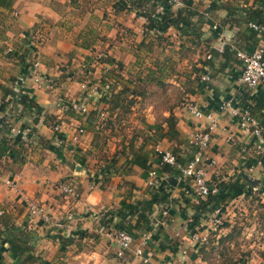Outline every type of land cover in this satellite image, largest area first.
Returning a JSON list of instances; mask_svg holds the SVG:
<instances>
[{
	"label": "crops",
	"instance_id": "obj_1",
	"mask_svg": "<svg viewBox=\"0 0 264 264\" xmlns=\"http://www.w3.org/2000/svg\"><path fill=\"white\" fill-rule=\"evenodd\" d=\"M217 1L219 8L210 12V20L220 30L215 36L209 25L201 26L198 47L187 46L189 42L174 28L159 37L161 41L155 40L158 36L146 31V20L127 11L121 0H12L9 7L0 6V106L7 103L0 112V139L9 141L16 151L14 156L0 153L3 264L15 263L8 252V240L14 238L20 246L29 247L21 258L33 256V264H143L131 253L116 258L117 246L105 233L119 230L124 220L136 222V214L125 217L124 205L163 197L167 201L155 204L151 220L161 218L165 210L168 222L159 231L150 230L153 238L143 248L147 264L222 263L236 240L245 244L239 243L231 261L264 264V229L261 225L256 229L257 222L251 218L254 211L246 223L238 221L234 212L241 200L251 197L247 195L249 187L264 204V166L257 164L260 157L255 150L258 139L236 126L230 110L220 109L224 101H230L234 109H247L260 122L263 133L264 89H249L239 82L242 63L231 47L236 42L240 44L237 51L250 53L264 43L250 46L245 26L229 27L225 10L229 0ZM194 3L200 11L207 5ZM253 3L248 0L247 6ZM147 45L153 48L147 52L155 51L159 61L144 56L143 72L139 61ZM225 47L230 51L224 57L211 53H221ZM101 54L107 58H99ZM179 54L183 62L190 61L186 77L174 73ZM172 55L176 57L168 60ZM168 71L171 74L166 76ZM129 74L139 84L148 80L158 87L154 98L149 88L135 95L142 109L138 117L129 114L133 105H124L132 95ZM204 75L210 81H202ZM39 77L51 83L52 89L45 90L40 81L37 84ZM164 85L169 91L173 87L176 95L165 96ZM121 89L125 94L119 96L120 109L113 107V99ZM20 90L26 91L39 113L12 103V94ZM131 99L128 102L132 104L136 99ZM186 102L194 103L216 122L206 151L212 161L208 168L211 183L218 188L220 183L236 182L244 193L221 206L223 212L218 217L227 223L215 230H211L214 213L203 216L193 208L198 199L188 181L170 176L166 186L165 181L150 188L143 170L128 163L140 148L147 155L149 170L159 168L156 148L176 149L179 159L185 161L191 157L188 137L205 131L210 121L186 112ZM70 103L86 107L88 114L75 113ZM168 118L178 132L177 139L157 140L168 130ZM55 125L60 126L59 132L53 130ZM79 127L84 134L76 133ZM25 128H31L32 133L16 142L20 136L15 131ZM108 165H113L112 172L104 176L103 167ZM63 183H71L74 194H64L60 189ZM28 203L43 207L50 221L43 223L31 216ZM74 231L75 237L70 238ZM192 231L211 241L213 251L207 258L191 239ZM136 233L132 234V248L138 245L141 232ZM58 236L71 242L61 249L54 239Z\"/></svg>",
	"mask_w": 264,
	"mask_h": 264
},
{
	"label": "built area",
	"instance_id": "obj_2",
	"mask_svg": "<svg viewBox=\"0 0 264 264\" xmlns=\"http://www.w3.org/2000/svg\"><path fill=\"white\" fill-rule=\"evenodd\" d=\"M124 2L125 8L129 12L135 13L139 18L145 19L142 12L136 6L138 0H121ZM147 3L145 5L146 8H153L154 11L151 12V18H156L158 15L163 14V6L168 7L171 12H176L179 9L185 6L184 0H145ZM193 2V0H191ZM197 2L207 3L206 7L202 12H205L209 7L210 1L207 0H196ZM206 16V13H205ZM248 26L252 28L254 31L259 34L264 32V28L262 26L249 23ZM217 26L213 25L212 29L217 30ZM172 27H166L165 32L171 30ZM153 34L158 36H162L165 32H161L159 29H153L151 31ZM232 50H235L236 57L242 63V70L239 76V82L249 88L256 89L257 87H262L264 89V48L258 47L251 51L250 53H246L244 51H237L234 46L231 47ZM8 52L11 49L7 50ZM101 59H106L107 56L105 54H101L99 56ZM207 59H210V56H207ZM36 83L39 84L45 90H51L52 85L48 81L44 80L43 77H39V79H35ZM40 81V82H39ZM202 81L208 82L210 78L208 75H204L202 77ZM19 96L27 95L26 91L20 90ZM20 98L18 97L17 100ZM69 107L72 111L77 114L85 115L88 114V110L86 107L79 105L77 103H70ZM184 109L186 112L191 114L196 119H201L206 117L207 120L210 121L209 126L203 132H193L187 140L188 147L192 151V155L187 161L180 165L178 162V157L173 153L171 149H162L156 148L155 154L160 159V165H168L170 167H174L179 170V178L182 180H186L191 184L193 188L194 195L196 196V200L215 195L218 193V188L211 183V180L208 175V168L212 165V161L206 155L207 148L209 146V141L211 137L212 131L216 128V122L211 118V115L205 116L203 112L192 102H187L184 104ZM221 110L228 109L231 114L236 118V126L241 130L251 131L253 136L258 139L257 144H255V150L259 155L260 159L257 164L262 165V160H264V137L261 133V124L255 119L247 109L237 110L234 109L231 105L230 101H224L221 103ZM102 116V115H100ZM101 121H104L105 118L100 117ZM55 132H59L61 130L60 126L53 127ZM15 131V130H14ZM32 133L31 128L18 129L15 131L16 135L20 137H26ZM76 133L79 135L84 134V130L82 128H77ZM74 141H76V137H74ZM169 181V176L166 174H158L157 171L149 170L146 178V185L150 188H156L160 183ZM7 185L13 186L10 181H6ZM61 191L64 194L72 195L74 194V187L71 183H63L60 186ZM27 211L31 216H34L41 220L43 223H47L50 221L49 214L43 209V207L36 205L34 203L27 204ZM167 211L163 210L161 212V218H155L153 220L152 229H156L159 227H164L167 217ZM0 215H2V211H0ZM214 217L211 219V230H215L218 228V225L221 224V219L218 217L220 215L219 210L214 212ZM191 239L194 243L202 246L207 243V236H199L197 233L193 232ZM105 235L113 242H115L117 249L115 251L116 258H123L125 254L131 253L134 257L141 258L143 264L148 263V259L143 257V248L147 246L148 242L152 240L153 235L151 231L141 232L137 237L138 245L135 248H132V243L134 238L132 235L128 234L125 231L117 230L115 232L108 231ZM70 238L75 237V231L71 232L69 235ZM3 264V263H2ZM15 264V263H11ZM131 264V263H127Z\"/></svg>",
	"mask_w": 264,
	"mask_h": 264
},
{
	"label": "trees",
	"instance_id": "obj_3",
	"mask_svg": "<svg viewBox=\"0 0 264 264\" xmlns=\"http://www.w3.org/2000/svg\"><path fill=\"white\" fill-rule=\"evenodd\" d=\"M248 0H229L227 2V7L225 10L228 12L229 19L227 22L230 24L229 27H232V25L244 27L247 32V38L250 41V46H255L258 44L259 41L264 43V32L258 33L254 31L250 26H248L249 23H253L259 26H262L264 28V0H254V3L252 6H247ZM185 6L181 9H179L176 12H171V10L163 6V14L158 15L156 18H151V12L154 11L153 8H146V1L145 0H138L136 6L139 8V10L142 12L144 17L146 18V31L147 33L151 32L153 29H159L161 32H165L166 27L170 26L174 28L178 34L179 37L183 38L185 37L187 42H189L190 45H199L201 44L200 39L202 36L201 33V26L207 24L212 29V21L210 20V12L218 9L219 5H216L217 0L214 2H211L209 4V7L206 9L205 12L200 11L198 7V3H194L191 0H184ZM12 0H0V6H5L6 8L11 6ZM206 13V16H205ZM218 27V26H217ZM219 28V27H218ZM213 30L215 36L216 33L219 32L220 29ZM216 32V33H215ZM156 35V34H155ZM25 36L28 38L29 34L25 33ZM158 36V35H156ZM161 36L155 37V40L161 41ZM165 40V39H163ZM234 46V45H233ZM235 48L240 49V44L238 45L235 42ZM264 48V47H263ZM230 51L229 47H225L221 53H216L213 50H211V53L218 55L220 54L222 57L225 56L226 53ZM149 77V76H148ZM147 77V78H148ZM147 84L145 82L141 81L140 87H146L149 85L151 81L146 80ZM149 82V83H148ZM114 91V89H113ZM131 91V96L135 95H141L144 93L143 88L128 90ZM137 91V92H136ZM19 92V91H18ZM12 94V103H14L16 106H20L23 109H27L36 113H39L37 105L34 103V101L29 98L27 95L19 96V93ZM114 99H113V107H120V100L119 96L125 94L124 90H120L116 93H114ZM20 98L17 100V98ZM131 104V102H130ZM7 103H3L0 106V112H4L5 107ZM166 124L168 126V130L166 132H162L161 134L158 133V139L161 140L163 138H168L170 140L177 139L176 136H178V132L174 128V124L171 120V118L166 119ZM56 126V125H55ZM53 126V127H55ZM163 131V130H162ZM264 136V131H262ZM30 135L26 136L29 137ZM21 137H17L15 140L16 142L21 140ZM8 142L1 141L0 139V153L14 156L15 150L11 149V147L8 145ZM156 142V140H154ZM20 146H22L21 141L19 142ZM10 150V151H9ZM142 148L138 149V152L133 154L131 159L128 161V163L137 165L139 168H141L144 172L143 178L147 177V172L149 170V166L147 164V155L142 153ZM174 154L180 158L177 154L178 151L175 149L173 150ZM159 168L155 171H157L158 174H166L167 176L171 177H177L179 175V170H177L174 167H170L168 165H160V159H158ZM180 165H183L186 161L179 159L178 161ZM246 166H250L249 163ZM262 166H264V160H262ZM113 165L111 166H105L103 167V174L104 176L107 175V173L112 172ZM169 184L168 181L165 182V186ZM218 193L216 195H210L207 196L204 200L199 199L197 200L196 204H193V208L198 212V214H204L206 213H214L215 211L219 210V212H223L222 207L225 205V203L229 202L233 198L242 195L243 190L237 186V183H220L218 187ZM248 196L253 194L254 192L251 190L252 188H248ZM262 192V190H259V193ZM244 194V193H243ZM167 201V197L159 198V199H153V200H143V201H137L134 204H127L123 207V212L125 217L129 216L130 218L136 214L137 220L134 224H131L130 222L125 223V220L122 222L119 230L125 231L128 234L132 235L136 232H144V231H150L152 230V224L154 218L151 220L153 208L155 204L165 203ZM196 221H198V217H193ZM167 220V219H166ZM168 222V221H167ZM196 224V222H195ZM160 228L157 229L159 231ZM194 231H192L193 233ZM136 233V234H137ZM133 236V235H132ZM134 237V236H133ZM54 239H57L60 242L61 249H64L70 242L69 240H63L61 237H54ZM9 247L8 252L12 259L15 260V264H33L35 262V258L31 255H27L26 258L22 259L21 256L29 250V247H22L17 243V239L14 238L12 240H8ZM211 245V241L209 242V245L207 247H201L200 252L206 255L213 251V248ZM210 246V249H207ZM206 249L208 251H206ZM212 250V251H211ZM204 257V256H203ZM264 257V255H263ZM205 259V258H204ZM21 260V261H20ZM3 258L0 254V264H2Z\"/></svg>",
	"mask_w": 264,
	"mask_h": 264
},
{
	"label": "rangeland",
	"instance_id": "obj_4",
	"mask_svg": "<svg viewBox=\"0 0 264 264\" xmlns=\"http://www.w3.org/2000/svg\"><path fill=\"white\" fill-rule=\"evenodd\" d=\"M187 46H189V47H193L192 45H190L189 43L188 44H186ZM199 46V45H198ZM197 46V47H198ZM148 49H153V48H151V46L150 45H147V48H143V50L141 51V55H140V63H141V65L142 66H140V68L142 69L143 68V64H144V61H143V57L145 56L146 58H149L150 59V61H154L153 59H156V60H158V58H156L155 57V51L153 52V50H150L149 52H147L148 51ZM145 52H147V54L145 53ZM201 55V54H200ZM176 57V55H172V56H169L170 57V59H168V60H172V57ZM186 58H188V56L189 57H191V54L190 55H187V54H185L184 55ZM166 57H168V56H166ZM165 57V58H166ZM177 57H178V59H179V62H176V66H175V63H174V73L175 74H177V76H180V74H182L183 76H185L186 77V74H187V72H188V70H189V64H190V61H189V63H187V59H186V61H182V59H181V57H183V55H177ZM191 59V58H190ZM159 61V60H158ZM182 63V64H181ZM187 63V64H186ZM177 64H181V65H177ZM140 69V70H141ZM143 70V72H145L144 70V68L142 69ZM173 70V69H172ZM171 70V71H172ZM147 72V71H146ZM171 74V72L170 71H168L167 72V74H166V76H168V75H170ZM126 75V74H125ZM132 75L133 74H129V75H127L128 77H129V79H131V80H129L130 81V83H131V86H132V88H131V90H133V89H137V87L138 88H143V89H146V92H147V88H149L148 89V92H150L151 94H152V96H153V98L155 97V94L157 93L156 92V89L158 88V87H156V86H153L154 85V83H149V87L147 86V87H140L141 85L143 86V84H139L138 82L139 81H137L136 79H135V77H132ZM182 76V77H183ZM109 86V85H108ZM110 87V86H109ZM165 88V85H164V87H163V89ZM169 91V86L166 88V89H164V93H165V96H167V95H169V96H171V95H176V91L173 89V87H172V91H171V89H170V91ZM137 92V91H136ZM168 92V93H167ZM177 92H178V90H177ZM130 96V98H127V99H125V101H124V105L125 104H127L128 106L129 105H133L132 107H131V109H130V111H129V114H130V116L132 115V114H136V117H138L137 116V114L139 113V112H141L140 110H142L141 109V107H140V105L138 104V98L136 99L135 97L136 96H133L132 97V99H136V100H134V102L135 101H137L136 103H132V104H130V102H128V99H131V95H129ZM131 99V100H132ZM187 103V102H186ZM184 107V106H183ZM129 109V108H128ZM139 115H141V114H139ZM123 132H121V134H122ZM261 202V200H260V198H259V196H257V193H253V194H251V197L249 198V199H246V200H241V203L239 204V206L234 210V212H236V214H237V219H239L238 221H240V222H243V223H246L248 220H251L250 218H249V216H250V214H251V211L253 210L254 211V216H251V218L252 217H254V220H255V222H257V227H256V229H258V225H261V230H263L264 229V204H261L260 203ZM243 208H246V209H248L249 210V212L247 211V212H243ZM240 213V214H239ZM225 223H227L226 221H223V220H221V224L220 225H218V227H221L222 225H224ZM239 243L240 244H245V241L243 240L242 242H240L239 240H236L235 242H234V246L232 247V249L230 248V250H229V252H227L226 253V255H225V257H224V259L225 260H222L223 262L222 263H218V264H236L235 262H233V261H231V256H233L237 251V249H238V246H239ZM209 245V243H208V238H207V243L206 244H204V245H202V246H199V248H201V247H207ZM207 249H210V246L207 248ZM206 249V251H208ZM218 251H219V249H218ZM236 251V252H235ZM212 253V252H211ZM211 253H209V254H206V255H204V252L202 253V255L204 256V257H208V256H210L211 255ZM227 258V259H226ZM264 258V257H263ZM214 264H216V263H214Z\"/></svg>",
	"mask_w": 264,
	"mask_h": 264
},
{
	"label": "water",
	"instance_id": "obj_5",
	"mask_svg": "<svg viewBox=\"0 0 264 264\" xmlns=\"http://www.w3.org/2000/svg\"><path fill=\"white\" fill-rule=\"evenodd\" d=\"M246 179V178H245ZM247 180V179H246ZM248 181V180H247ZM249 183H251L250 181H249Z\"/></svg>",
	"mask_w": 264,
	"mask_h": 264
}]
</instances>
